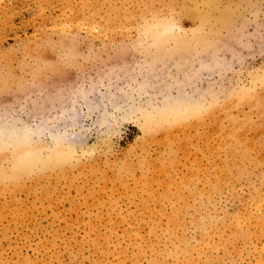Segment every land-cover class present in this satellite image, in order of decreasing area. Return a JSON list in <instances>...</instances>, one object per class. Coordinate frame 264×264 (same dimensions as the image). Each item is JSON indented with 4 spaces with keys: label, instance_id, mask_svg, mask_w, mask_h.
Wrapping results in <instances>:
<instances>
[{
    "label": "rangeland",
    "instance_id": "rangeland-1",
    "mask_svg": "<svg viewBox=\"0 0 264 264\" xmlns=\"http://www.w3.org/2000/svg\"><path fill=\"white\" fill-rule=\"evenodd\" d=\"M0 264H264V0H0Z\"/></svg>",
    "mask_w": 264,
    "mask_h": 264
}]
</instances>
